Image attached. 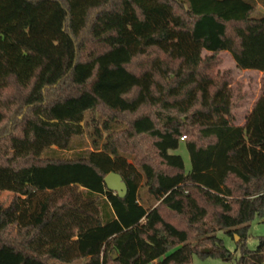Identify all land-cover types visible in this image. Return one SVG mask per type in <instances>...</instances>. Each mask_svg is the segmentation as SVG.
Returning <instances> with one entry per match:
<instances>
[{
    "label": "trees",
    "instance_id": "16d2710c",
    "mask_svg": "<svg viewBox=\"0 0 264 264\" xmlns=\"http://www.w3.org/2000/svg\"><path fill=\"white\" fill-rule=\"evenodd\" d=\"M222 52L264 73L255 0H0V264L231 261L220 231L241 239L237 264H264V237L245 244L264 222V77L235 126L247 95ZM65 132L92 150L13 151Z\"/></svg>",
    "mask_w": 264,
    "mask_h": 264
},
{
    "label": "rangeland",
    "instance_id": "374dc122",
    "mask_svg": "<svg viewBox=\"0 0 264 264\" xmlns=\"http://www.w3.org/2000/svg\"><path fill=\"white\" fill-rule=\"evenodd\" d=\"M257 2V12L264 15V0H255ZM210 53L204 51L202 56L207 57ZM222 60V65L218 69V73L221 76H228L233 80V88H236L237 85H242L244 87V93L247 95L248 101L243 107L236 113L238 122L240 118H243L245 111L248 107V104L252 101L258 99L260 95V82L264 77L263 73L254 70H239L236 67V64L228 52H222L219 56ZM249 102V103H248ZM248 103V104H247ZM71 145V148H68ZM13 151L16 155H25L32 154L35 156L42 157L43 155L51 156L50 152H44L45 149H53L56 151V155L61 156L66 159H72L75 155L81 153L82 151H91L92 150V141L88 136L83 138H73L70 133H63L56 137L47 136V137H38L34 143L28 141H21L13 143ZM174 154L180 155L185 164V170L187 173L191 171V161L190 155L184 143L181 144L180 148L174 152ZM132 163V158L129 160ZM145 183L144 178L142 179L141 185ZM140 195L143 198L146 207L153 206L156 204V200L153 197H150L146 190L143 188L140 191ZM14 194L10 192L0 191V209L7 207L12 199ZM216 236L224 241L226 248L233 254L231 261H222L219 259L208 258L202 260L197 256L193 257L192 264H237V260L240 257V251L237 250L236 241H234L226 232L220 231L216 233ZM264 237V222L255 220L250 224L248 238L245 242L246 247L250 250H255L259 243V238ZM241 242V239L238 240V243Z\"/></svg>",
    "mask_w": 264,
    "mask_h": 264
},
{
    "label": "water",
    "instance_id": "95a60500",
    "mask_svg": "<svg viewBox=\"0 0 264 264\" xmlns=\"http://www.w3.org/2000/svg\"><path fill=\"white\" fill-rule=\"evenodd\" d=\"M104 184L110 192L116 193L120 198H125L128 193V188L123 178L117 173H110L104 179ZM239 238L236 237L238 242Z\"/></svg>",
    "mask_w": 264,
    "mask_h": 264
},
{
    "label": "crops",
    "instance_id": "0c3cea01",
    "mask_svg": "<svg viewBox=\"0 0 264 264\" xmlns=\"http://www.w3.org/2000/svg\"><path fill=\"white\" fill-rule=\"evenodd\" d=\"M260 73H262V72H260ZM259 97H260V95H259ZM259 97H258V99H259ZM258 99L252 101L251 103L248 102L249 104L247 103L248 107H247V109L245 111V115H244L243 118H240L241 120H240V122H238V118H237L236 113L243 107L244 104H246V101H248V99H246L244 102L241 103L240 108L234 112V116H235L234 125L235 126L242 127V126H244L246 124L247 118L251 114L252 107H253L254 103L257 102Z\"/></svg>",
    "mask_w": 264,
    "mask_h": 264
},
{
    "label": "built area",
    "instance_id": "2783aa9c",
    "mask_svg": "<svg viewBox=\"0 0 264 264\" xmlns=\"http://www.w3.org/2000/svg\"><path fill=\"white\" fill-rule=\"evenodd\" d=\"M182 140H184V138Z\"/></svg>",
    "mask_w": 264,
    "mask_h": 264
}]
</instances>
